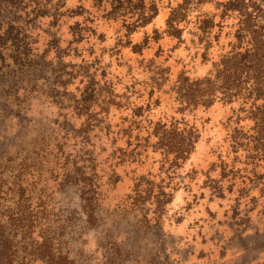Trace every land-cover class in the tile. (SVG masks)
I'll return each mask as SVG.
<instances>
[{"label":"rangeland","instance_id":"1","mask_svg":"<svg viewBox=\"0 0 264 264\" xmlns=\"http://www.w3.org/2000/svg\"><path fill=\"white\" fill-rule=\"evenodd\" d=\"M111 1L0 0V264H264V164L233 168L236 105L183 118L170 93L215 76L235 9L264 24V0H122L154 14L135 30ZM180 118L197 131L182 162L163 152Z\"/></svg>","mask_w":264,"mask_h":264},{"label":"trees","instance_id":"2","mask_svg":"<svg viewBox=\"0 0 264 264\" xmlns=\"http://www.w3.org/2000/svg\"><path fill=\"white\" fill-rule=\"evenodd\" d=\"M109 7L113 11L119 8L122 11L121 19L129 21L128 28L134 30L145 27L154 15L144 11L128 13L122 9V0H112ZM235 11L238 12V30L229 44L228 57L219 63L216 75L203 81L193 82L189 77L184 81L177 80L170 93L176 96L178 114L183 118H188L198 106L208 107L216 101L236 105L235 114L229 120L231 123L228 122L227 140L232 152L240 153L245 160L244 165L237 162L233 168L242 167L244 170V167H253V163L264 164V24L259 21L248 25L251 21L249 15L242 9ZM186 15H181L178 9L172 10L167 20L169 30L184 26L187 23ZM191 25L196 31L198 48L206 55L211 49L214 19L199 15ZM171 34L174 35L173 32ZM162 78L164 81L158 84L157 92L166 87L167 81L164 76ZM190 82L193 83L187 85ZM183 118L172 129L173 139L178 140L176 150L170 146L167 150L163 149L167 157L173 155L176 161L181 162L191 152L197 139V131L188 123L184 124Z\"/></svg>","mask_w":264,"mask_h":264}]
</instances>
